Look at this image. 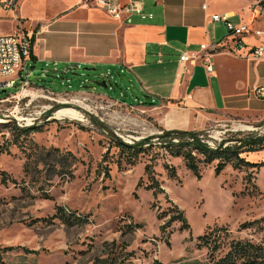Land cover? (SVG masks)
Returning a JSON list of instances; mask_svg holds the SVG:
<instances>
[{
    "label": "rangeland",
    "instance_id": "374dc122",
    "mask_svg": "<svg viewBox=\"0 0 264 264\" xmlns=\"http://www.w3.org/2000/svg\"><path fill=\"white\" fill-rule=\"evenodd\" d=\"M84 1L19 0L2 15L0 36L34 34L37 28L29 23H52ZM262 1L225 3L259 6ZM28 68V88H0V256L5 264H210V251L199 237L212 231L229 232L221 234L215 257L232 240L264 241V168L228 166L216 176V162L202 166L199 180L164 148L192 141L169 133H195L212 149L237 150L249 162L264 163V144L256 142L264 138V117L212 112L198 129L166 128L161 119L168 106L148 101L133 74L96 66L68 70L29 63ZM104 81L107 88L99 85ZM64 110L79 118L57 117ZM28 129L35 130L21 133ZM119 141L144 149L148 142L153 151L130 165L116 146ZM55 150L76 159L67 174H57L54 161L48 166L42 161ZM151 158L163 191L158 198L147 189ZM167 164L176 169V179ZM60 209L80 221L66 224ZM255 221L258 227L242 228Z\"/></svg>",
    "mask_w": 264,
    "mask_h": 264
},
{
    "label": "crops",
    "instance_id": "0c3cea01",
    "mask_svg": "<svg viewBox=\"0 0 264 264\" xmlns=\"http://www.w3.org/2000/svg\"><path fill=\"white\" fill-rule=\"evenodd\" d=\"M111 1L114 6L130 2ZM140 2L144 13L152 14L153 19L134 15L132 23L126 24L110 17L95 2L82 4L47 25L31 24L20 16L37 28L34 34L29 33L36 59H30L27 68L29 63L32 67L62 65L68 70L96 66L133 74L148 101L168 106L161 119L166 128L198 129L212 112L264 117V99L254 95L257 87H264V60L256 63L249 57L262 41L253 34L245 35V48L234 52L235 42L227 27L213 21L216 15L229 14L236 26L253 23L264 32L258 5L238 6L225 0ZM80 10L84 12L81 18L64 23ZM202 45L208 50H202ZM183 53L200 59L182 63ZM209 53L212 73L203 64Z\"/></svg>",
    "mask_w": 264,
    "mask_h": 264
},
{
    "label": "trees",
    "instance_id": "16d2710c",
    "mask_svg": "<svg viewBox=\"0 0 264 264\" xmlns=\"http://www.w3.org/2000/svg\"><path fill=\"white\" fill-rule=\"evenodd\" d=\"M34 44V40L31 42ZM33 53L31 54V60H35ZM151 104V103H150ZM153 104V103H152ZM35 129H28L21 131L22 134H30ZM186 136L192 141H181L178 144H167L164 146L165 150L169 155L176 158H182L188 171H190L199 180L202 178L201 168L202 166H212L217 162L215 169L216 176H220L228 166H233L235 169L250 168L254 170H260L264 168V163H253L247 161L241 157V154L237 150L230 149H212L207 145L200 143L196 138L195 133L188 132H174L169 133L168 136ZM257 144H264V138L256 141ZM255 141L252 145H255ZM146 142V149L143 145L130 146L123 142H117L116 146L120 150L123 158L129 162L130 165L137 164L140 156L146 153L149 156L153 151V146ZM42 161L48 166L50 161H54L57 164V174H67L68 169L76 162V159L71 154H65L61 151L55 150L47 152L46 155L41 157ZM153 158L149 164L146 165V175L150 180V185L147 187L149 191L153 192L154 197L158 198V195L163 192L159 181L154 176ZM169 176L172 179L177 178V172L174 167H170L169 164L165 165ZM175 212L178 213V220L183 223L185 229L189 228L186 223L185 215L182 211L175 207ZM64 211L60 209V217L62 220L69 225L76 224L80 221L74 214L66 215ZM62 213V214H61ZM259 221L247 223L243 225V229H251L258 227ZM229 234L227 229H219L212 231L210 234L199 237V240L207 250L210 251V264H264V241L260 244H255L251 241L244 240H232L229 243L226 252L220 256L215 257V253H218L221 246V234ZM7 250V249H6ZM5 250V251H6ZM11 250V249H9ZM0 264H5L0 256Z\"/></svg>",
    "mask_w": 264,
    "mask_h": 264
},
{
    "label": "built area",
    "instance_id": "2783aa9c",
    "mask_svg": "<svg viewBox=\"0 0 264 264\" xmlns=\"http://www.w3.org/2000/svg\"><path fill=\"white\" fill-rule=\"evenodd\" d=\"M19 0H0V20L3 14L12 11L13 3H18ZM95 4L106 10L108 15L117 21H122L126 24L132 23V16L136 15L143 20L153 19L152 14H146L143 11V6L140 0H130L128 4L114 6L111 0H85L88 5ZM207 8L206 6L204 7ZM259 13L264 16V0L259 5ZM213 21L216 23H223L229 35L233 37L235 42L234 52H238L245 48L243 38L245 35L253 34L259 40L262 41L260 47L249 53V57L256 63L264 60V32L253 27L252 24H244L236 26L230 21L229 14L216 15L213 17ZM32 35L29 33H16L10 35L0 36V88L3 90H10L20 87L22 90L29 87L30 73L27 68V63L31 59L32 54ZM201 49L208 50L206 45H202ZM213 48V50H216ZM216 52V51H214ZM212 54V53H211ZM211 54L206 57L203 64L209 73L213 72L212 64H210ZM200 58L190 57L183 53L180 60L182 63L189 62L190 60L197 61ZM254 95L259 99H264V87H257L254 90Z\"/></svg>",
    "mask_w": 264,
    "mask_h": 264
},
{
    "label": "bare ground",
    "instance_id": "6f19581e",
    "mask_svg": "<svg viewBox=\"0 0 264 264\" xmlns=\"http://www.w3.org/2000/svg\"><path fill=\"white\" fill-rule=\"evenodd\" d=\"M15 3H13V8H14ZM57 117L61 118V117H70L73 119H78L79 118V114L72 112V111H60L57 114Z\"/></svg>",
    "mask_w": 264,
    "mask_h": 264
},
{
    "label": "water",
    "instance_id": "95a60500",
    "mask_svg": "<svg viewBox=\"0 0 264 264\" xmlns=\"http://www.w3.org/2000/svg\"><path fill=\"white\" fill-rule=\"evenodd\" d=\"M99 85H102V86H104L105 88H107L108 87V85H107V82H102V83H99Z\"/></svg>",
    "mask_w": 264,
    "mask_h": 264
}]
</instances>
